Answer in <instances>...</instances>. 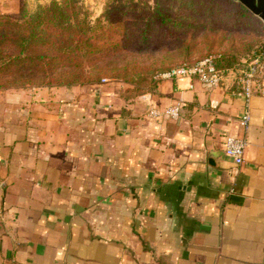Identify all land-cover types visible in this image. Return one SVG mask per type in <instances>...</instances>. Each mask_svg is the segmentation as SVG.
<instances>
[{"label":"crops","instance_id":"obj_1","mask_svg":"<svg viewBox=\"0 0 264 264\" xmlns=\"http://www.w3.org/2000/svg\"><path fill=\"white\" fill-rule=\"evenodd\" d=\"M246 102L233 78L0 90V264H264V93L247 130Z\"/></svg>","mask_w":264,"mask_h":264},{"label":"rangeland","instance_id":"obj_2","mask_svg":"<svg viewBox=\"0 0 264 264\" xmlns=\"http://www.w3.org/2000/svg\"><path fill=\"white\" fill-rule=\"evenodd\" d=\"M79 1L97 33L100 21L112 34L113 46L87 62L101 69L92 73L91 83L120 81L138 94L147 93L169 69L208 56L236 73L256 62L264 74V23L234 0ZM51 2L0 0V15L32 14ZM240 7L247 10L245 18Z\"/></svg>","mask_w":264,"mask_h":264},{"label":"trees","instance_id":"obj_3","mask_svg":"<svg viewBox=\"0 0 264 264\" xmlns=\"http://www.w3.org/2000/svg\"><path fill=\"white\" fill-rule=\"evenodd\" d=\"M79 3V0H52L32 14L0 15V90L72 87L104 80L91 83L92 73L99 74L101 69L87 62L113 46L112 34L100 21L101 33H97ZM240 8L241 17L245 18L247 10ZM110 16L108 24H113ZM186 64L193 63L182 65ZM216 64L220 70L232 68L218 59ZM158 83L154 84V90Z\"/></svg>","mask_w":264,"mask_h":264},{"label":"built area","instance_id":"obj_4","mask_svg":"<svg viewBox=\"0 0 264 264\" xmlns=\"http://www.w3.org/2000/svg\"><path fill=\"white\" fill-rule=\"evenodd\" d=\"M217 58L214 56L206 57L193 64H186L174 67L162 74L158 79L163 80H192L198 81L205 87L220 88L226 78H233L236 81L237 88L246 98V110L242 115L239 124L242 128L248 129L251 115L249 111V101L256 91L264 93V81L261 74L262 69L256 62L248 64V69L241 68L235 72V69L220 70L217 68ZM109 80L104 79L102 83ZM193 88V85L190 86ZM183 103H176L164 110L152 108L149 116L152 119L164 118L167 120H178ZM248 147V141L245 137L228 136L224 142V150L227 157L232 159L236 166H242L245 162V153Z\"/></svg>","mask_w":264,"mask_h":264},{"label":"water","instance_id":"obj_5","mask_svg":"<svg viewBox=\"0 0 264 264\" xmlns=\"http://www.w3.org/2000/svg\"><path fill=\"white\" fill-rule=\"evenodd\" d=\"M245 6L264 23V0H234Z\"/></svg>","mask_w":264,"mask_h":264}]
</instances>
